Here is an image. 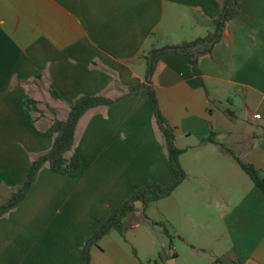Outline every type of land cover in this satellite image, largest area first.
<instances>
[{
    "label": "crops",
    "instance_id": "0c3cea01",
    "mask_svg": "<svg viewBox=\"0 0 264 264\" xmlns=\"http://www.w3.org/2000/svg\"><path fill=\"white\" fill-rule=\"evenodd\" d=\"M237 4L238 16L208 41L222 0H0V206L53 148L55 137L42 134L55 121L82 98L112 102L79 121L71 155L82 172L45 166L0 218V264H144L115 231L85 263L83 238L95 214L115 211L148 180H174L150 91L184 150V181L157 202L165 260L177 264L188 247L206 264H264V194L239 163L264 179V0ZM197 40L207 41L190 51L195 62L158 54Z\"/></svg>",
    "mask_w": 264,
    "mask_h": 264
},
{
    "label": "trees",
    "instance_id": "16d2710c",
    "mask_svg": "<svg viewBox=\"0 0 264 264\" xmlns=\"http://www.w3.org/2000/svg\"><path fill=\"white\" fill-rule=\"evenodd\" d=\"M222 5V15L216 22V33L211 37H208V41H212L222 26L235 19L239 14L237 0H222ZM207 40H197L192 43H185L174 50L166 49L159 51L158 54L162 55L170 51L184 52L189 54V56L193 58V62H195V57L190 53V51H193V49L198 48L199 46L202 47ZM202 51H205V49L200 50L199 53ZM154 62L155 56L153 57L152 67ZM52 94L57 97L54 92ZM149 95L151 109L155 115L157 126L165 138V146L167 148L171 166L175 172V180L167 186H163L158 183H151L133 191L126 202L113 212L112 217L105 223L101 231L98 232L97 239L93 242L94 244H97L102 237L113 231L123 236L127 225V217L137 211L138 203H141L144 215H146V211L151 204L170 196L186 177L179 162L180 156L184 153V150L179 149L176 146L175 129L161 114L159 102L154 91H150ZM111 103L112 102L110 100L103 97L82 98L72 106L69 118L66 121H55L50 130L47 133L42 134L55 137L53 148L48 154L39 157L31 163L26 183L16 193H14L6 203L0 206V218L19 207V205L27 198L35 186L41 170L45 166H49L52 171L65 176H77L82 172L83 162L80 156L77 153L67 156L68 153L73 151L75 133L79 121L88 110L100 106H109ZM30 124L34 128V123L31 118ZM239 163L243 171L250 177L255 186H257L264 194V179L259 176L255 167L241 161H239ZM89 249L86 247L83 250L87 263L90 259ZM134 254L137 255L136 251H134Z\"/></svg>",
    "mask_w": 264,
    "mask_h": 264
},
{
    "label": "rangeland",
    "instance_id": "374dc122",
    "mask_svg": "<svg viewBox=\"0 0 264 264\" xmlns=\"http://www.w3.org/2000/svg\"><path fill=\"white\" fill-rule=\"evenodd\" d=\"M70 155L71 153H68L67 156ZM174 180H175V174H174ZM154 182L155 181L148 180L146 185ZM4 192H5L4 195H8V194L10 195V192L8 190H4ZM13 194H11V196ZM169 200L171 199H164V203L169 202ZM158 203L156 202L151 204L149 211H146V215H144V212L140 207L142 206L141 203H138L137 207L141 211L139 212V214L133 215L134 217H132V219L129 220L128 224L125 227L124 235L122 236L121 234L115 232V237H114L115 240L120 242L132 256L135 255L134 254L135 249L138 250L140 253L139 254L140 258L142 259L144 264H168V262L165 260L167 256L165 254L163 245L166 244L169 247L170 240L165 235V231H163L162 228H159L157 227V225H154V221L156 219H160L159 207L157 205ZM113 212L114 209H112L111 213H107V214H104L103 212L97 213L95 214L97 216L93 217L92 220H90L91 222H93L94 228L91 229L88 227L87 229H85V233L89 232L90 230L91 231L88 234H85L83 238L84 248L86 247H88V249L91 248V246L94 244L93 242L97 239L98 232L101 231L105 223L112 217ZM146 216H148V218ZM172 234L173 235L175 234L173 230H172ZM173 241L176 244V246L179 245L181 246V242L177 238L173 237ZM94 245H96V243ZM89 255L91 256V249H89ZM170 258L171 257H169V259ZM83 259L86 263L87 260L84 256V253H83ZM197 259L199 260L198 264H206L207 261L209 260V258L206 257L205 255H195V256L191 255L190 249L188 247H184V250L182 251V256L180 259H178L177 264H189V262H191L192 260H197Z\"/></svg>",
    "mask_w": 264,
    "mask_h": 264
},
{
    "label": "built area",
    "instance_id": "2783aa9c",
    "mask_svg": "<svg viewBox=\"0 0 264 264\" xmlns=\"http://www.w3.org/2000/svg\"><path fill=\"white\" fill-rule=\"evenodd\" d=\"M255 118L259 120L261 119V115H255Z\"/></svg>",
    "mask_w": 264,
    "mask_h": 264
}]
</instances>
